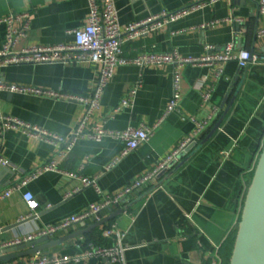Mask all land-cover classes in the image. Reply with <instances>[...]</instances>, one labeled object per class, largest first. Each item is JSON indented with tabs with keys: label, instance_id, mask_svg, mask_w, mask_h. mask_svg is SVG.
Instances as JSON below:
<instances>
[{
	"label": "crops",
	"instance_id": "1",
	"mask_svg": "<svg viewBox=\"0 0 264 264\" xmlns=\"http://www.w3.org/2000/svg\"><path fill=\"white\" fill-rule=\"evenodd\" d=\"M199 1L202 0H115V3L118 22L124 26L162 9L174 10ZM22 10L31 12L30 27L16 43L17 49L74 41L71 30L86 21L89 1L0 0V17L10 11ZM232 14L241 16L242 21L222 19ZM208 20L217 21L205 27L199 25ZM262 25L264 13L258 11L256 0H216L189 10L156 31L124 41L120 54L133 56L155 49L201 55L206 52L207 44L221 50L228 42L234 43V53L240 48L264 52V36L255 35ZM5 32L6 25L0 23V46L5 40ZM97 69L91 62H25L4 67L1 78L10 83L83 93L92 88ZM181 76L179 110L161 118L172 90V65H116L89 124L108 130L140 124L155 126L147 140L109 168L107 165L125 147L122 139L83 137L63 155L51 142L20 128L8 129L1 153L10 160V165L1 170L0 182L4 184L0 190L51 159H55L63 171H43L29 181L24 189L32 190L38 199L39 206L34 213L38 216L0 231V244L82 212L91 202L100 199L94 185L84 186L79 178L66 173L77 171L86 156L88 161L81 172L91 176L101 172L98 177L100 188L104 193L113 194L133 178L154 168L176 148L193 130L191 116L203 119L217 107L219 112L212 123L189 143L192 146L185 152L188 157L181 166L170 174L165 172L157 176L148 185L129 194L125 202L105 211L106 216L117 207H123L112 220L42 250L51 255L68 254L80 258L77 263L61 264H211L215 246H222L234 231L236 233L245 195L264 144V62L240 67L234 58L229 59L222 63L219 76H215L207 65L186 64L181 68ZM138 80L139 85H136ZM133 86L136 91L130 103L115 109ZM206 86L212 88L211 96L207 102H202L201 91ZM238 86L224 113V106ZM0 111L67 134L83 114L84 105L66 99L0 90ZM220 116L222 119L217 128L198 145ZM151 184L154 187L138 199ZM27 213L22 191L0 199V228ZM91 223L86 221L82 225L79 222L54 236L65 235ZM112 225L123 232L124 249L120 259L112 261L100 255L86 256L90 243L112 245L116 242V236L107 233ZM31 255L18 256L15 260Z\"/></svg>",
	"mask_w": 264,
	"mask_h": 264
},
{
	"label": "built area",
	"instance_id": "2",
	"mask_svg": "<svg viewBox=\"0 0 264 264\" xmlns=\"http://www.w3.org/2000/svg\"><path fill=\"white\" fill-rule=\"evenodd\" d=\"M88 1L89 14L82 25L71 30L74 33V41L72 42L36 44L17 49L15 48L16 43L29 30L31 12L29 10L10 11L0 17V23L6 25L5 40L0 46V90L18 91L39 96L66 99L77 101L84 105L83 114L72 131L67 134L54 132L37 124L27 122L18 116L0 111V165H10V160L3 156L1 148L6 131L11 128H20L30 135L53 143L63 155L68 154L78 140L83 137L100 140L105 136H113L122 139L125 147L120 152V155L107 165L108 168L129 150L134 149L140 143L147 140L155 124L153 126L140 124L138 126H130L117 130H108L100 125L91 126L89 124L93 112L101 104L103 91L118 64L132 63L144 65L170 63L172 65V90L161 116L162 118L171 111L179 110V102L181 99V68L184 65H207L211 68L215 76H219L222 71V63L229 59L234 58L240 67H245L254 62H264V52L240 48L234 53L233 42H228L221 50H215L213 44H207L206 52L201 55H183L176 50L158 51L155 49L144 50L133 56H123L120 54V46L124 41L133 40L156 31L183 16L189 10L204 4L213 3L216 0H202L174 10L162 9L159 12L148 14L139 20L128 22L124 26H121L118 22L115 0ZM257 4L258 11L264 13V0H257ZM222 19L237 22L242 21L241 16L234 14ZM215 21L217 20H208L199 25L205 27ZM255 35L256 37L264 36V25L256 29ZM25 62H91L96 64L98 69L92 88L88 92L83 93L34 84L10 83L1 78L4 67ZM136 85H139V80L136 82ZM211 89L210 86L202 89V102H207L210 99ZM135 91L136 86L130 88L116 104L115 109L128 105ZM218 112L219 108L213 107L211 112L203 119L198 120L194 116H191L190 119L194 123L192 132L181 140L176 148L164 156L154 168L133 178L113 194L104 193L100 188L98 177L101 172L92 176L81 172L86 161H88V156H86L77 171H66V173L73 178H79L84 186L94 185L97 192L101 195L100 199L91 202L82 212L72 214L56 223H48L35 232H29L23 237H17L12 241L2 243L0 247L8 243L30 240L40 235H54L61 230H68L82 221L95 222L101 220L105 216V211L120 205L121 201L134 190L146 186L154 180L158 172L162 168L168 167L169 162L176 157L180 150L185 148V146L199 137L208 128ZM47 170L63 171L58 162L55 159H51L0 190V199L11 195L15 191H22L23 199L28 207V213L20 219L36 213L39 206V201L34 192L30 189H24V187L32 178ZM107 233L109 235H115L116 242L112 245L90 243L85 252L86 256L100 255L108 257L112 261L120 259L124 249V245L121 242L123 232L118 230L115 225H112L107 229ZM218 248L219 244L215 246L211 253V264H222V257L218 252ZM79 260L80 258L68 254L51 255L42 252V250H38L27 259L5 260L1 261L0 264H61L63 262L77 263Z\"/></svg>",
	"mask_w": 264,
	"mask_h": 264
},
{
	"label": "water",
	"instance_id": "3",
	"mask_svg": "<svg viewBox=\"0 0 264 264\" xmlns=\"http://www.w3.org/2000/svg\"><path fill=\"white\" fill-rule=\"evenodd\" d=\"M256 6H258L257 0ZM250 50L253 51V48H251ZM238 89L239 86L235 89L232 97L224 106V113L232 103ZM224 103L225 99L220 106L223 107ZM221 119L222 116L218 118V120L198 145H201L205 141V139L210 136V134L219 125ZM191 146V144H188L187 146H185V148L180 150L176 157L169 162L168 167L162 168L158 172L157 176H160L165 172H167V174H170L179 166H181L188 157V155H185V152L189 150ZM192 151L190 153H192ZM179 158L180 160L177 161V159ZM2 168L6 169L8 168V166L0 165V173ZM3 184V182H0V189L3 187ZM153 187L154 184H151L142 194L138 196V199L147 194ZM121 202H125V199H123ZM122 210L123 207H117L110 214L104 216L101 220L95 221L91 224H88L87 226H84L83 228L71 231L62 236L55 237L54 235L45 234L26 241L23 240L16 243H8L0 247V262L16 259L18 258V256L30 255L38 250H47L48 248L60 244L61 242L66 241L69 238L77 237L91 230L92 228L107 223L108 221L115 218L116 215ZM37 216L38 214H33L19 219L16 222L1 227L0 231L3 232L9 230L26 221L35 219L37 218ZM81 224L84 225L85 221H82ZM228 264H264V144L259 154L248 190L245 195Z\"/></svg>",
	"mask_w": 264,
	"mask_h": 264
},
{
	"label": "trees",
	"instance_id": "4",
	"mask_svg": "<svg viewBox=\"0 0 264 264\" xmlns=\"http://www.w3.org/2000/svg\"><path fill=\"white\" fill-rule=\"evenodd\" d=\"M234 238H235V231L231 234V236H229V238L225 241V243L222 244V246L219 245L218 252L222 257V264L229 263L230 255L234 244Z\"/></svg>",
	"mask_w": 264,
	"mask_h": 264
}]
</instances>
